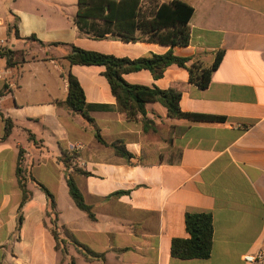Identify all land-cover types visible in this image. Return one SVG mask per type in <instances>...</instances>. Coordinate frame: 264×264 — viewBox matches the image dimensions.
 <instances>
[{"label": "crops", "instance_id": "1", "mask_svg": "<svg viewBox=\"0 0 264 264\" xmlns=\"http://www.w3.org/2000/svg\"><path fill=\"white\" fill-rule=\"evenodd\" d=\"M171 1L141 0L140 15L148 18ZM179 1L193 15L188 45L172 48L173 54L186 58L187 68L203 69L222 54L207 88L190 83L187 70L176 66L156 80L147 70L122 78L178 90L183 113L223 122L171 119L156 102L145 107V127L141 116L126 120L104 68L72 66L66 55L76 47L137 60L165 54L169 46L82 36L74 24L77 0H0V53L10 48L17 63L9 68L0 56V114L13 125L2 140L0 117V264H248L244 257L264 248V0ZM15 22L20 39L8 32ZM67 73L78 80L85 102L98 107L88 115L105 144L80 115L56 104L67 96ZM115 142L128 157L115 152ZM63 154L75 155L67 168ZM68 175L94 219L70 198ZM19 179L28 195L22 206ZM36 183L55 200L66 255L56 249L47 199ZM187 214L211 216L207 259L170 255L173 239L189 237ZM70 240L102 258L87 260Z\"/></svg>", "mask_w": 264, "mask_h": 264}, {"label": "trees", "instance_id": "2", "mask_svg": "<svg viewBox=\"0 0 264 264\" xmlns=\"http://www.w3.org/2000/svg\"><path fill=\"white\" fill-rule=\"evenodd\" d=\"M141 0H77V11L74 24L80 35L95 40L106 38L115 39L124 43H134L142 40L156 42L161 45L169 46L170 50L162 55H151L150 57L129 60L126 58H116L111 55H104L96 52L84 51L76 47H71V51L65 59L70 65L77 66H100L104 68L103 76L108 82L111 94L116 100L117 108L126 120L130 122L140 121L143 127L146 126L145 107L148 103H159L167 112L171 119H184L193 123H220L223 118L205 114L183 113L179 107L181 92L175 89L159 90L155 87H145L130 85L126 83L123 74L147 70L153 78L159 79L164 71L170 66H176L187 70L189 82L196 85L199 89H206L210 83L212 73L219 66L222 54L215 55L213 64L206 69L199 65L186 67V58H180L173 54L172 48L186 47L189 43V21L193 15V9L185 2L173 0L155 8L148 18H142L140 15ZM9 34L15 39H20L16 27V22L8 27ZM26 40L35 41L34 37ZM0 56L6 59L9 68L15 66V53L10 48H5ZM67 82V96L64 101L57 102L59 107L65 108L71 114L80 115L87 125L91 127L96 140L105 144L98 129L93 125V120L88 112L97 109V106L88 105L85 102L83 90L76 79L70 73L63 75ZM3 93H0V97ZM4 136L6 140L12 130V122L4 119ZM30 141H34L29 136ZM115 152L122 157H128L125 150L118 146V143L112 144ZM75 155L68 156L63 154L61 162L65 168L71 165ZM19 165V164H18ZM20 166V165H19ZM84 175V173H81ZM17 175L20 177L21 169L17 167ZM35 183V181L32 179ZM37 184V183H36ZM66 184L68 193L75 206L87 214L90 219H94L91 208L84 203L83 197L75 185L71 175L67 176ZM19 185L23 195L20 206L28 199L25 194L24 184L19 179ZM37 186L46 196L49 210V229L56 242V249L66 255L64 248L65 241L59 239L56 231V213L55 200L53 196L40 184ZM185 229L188 234L187 239H173L170 246V255L179 260L207 259L211 254L213 227L209 214H187L185 216ZM67 235V232L65 231ZM70 242L79 250L87 260L101 259L99 255L90 253L86 248ZM74 260L71 259V263Z\"/></svg>", "mask_w": 264, "mask_h": 264}, {"label": "built area", "instance_id": "3", "mask_svg": "<svg viewBox=\"0 0 264 264\" xmlns=\"http://www.w3.org/2000/svg\"><path fill=\"white\" fill-rule=\"evenodd\" d=\"M244 261L248 264H264V248H260L253 255L245 256Z\"/></svg>", "mask_w": 264, "mask_h": 264}, {"label": "rangeland", "instance_id": "4", "mask_svg": "<svg viewBox=\"0 0 264 264\" xmlns=\"http://www.w3.org/2000/svg\"><path fill=\"white\" fill-rule=\"evenodd\" d=\"M12 1H14V0H8V2H12Z\"/></svg>", "mask_w": 264, "mask_h": 264}]
</instances>
